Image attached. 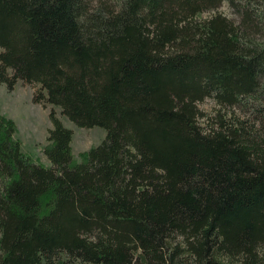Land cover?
Returning a JSON list of instances; mask_svg holds the SVG:
<instances>
[{
	"label": "trees",
	"instance_id": "1",
	"mask_svg": "<svg viewBox=\"0 0 264 264\" xmlns=\"http://www.w3.org/2000/svg\"><path fill=\"white\" fill-rule=\"evenodd\" d=\"M19 78L107 132L51 108L43 164L0 113V264H264V0H0Z\"/></svg>",
	"mask_w": 264,
	"mask_h": 264
},
{
	"label": "rangeland",
	"instance_id": "2",
	"mask_svg": "<svg viewBox=\"0 0 264 264\" xmlns=\"http://www.w3.org/2000/svg\"><path fill=\"white\" fill-rule=\"evenodd\" d=\"M219 7L228 15L233 13L232 8L228 6L226 1L221 3ZM209 13L210 10H205L200 16H205ZM37 86L38 84L35 82L28 84L19 78L13 88L9 89L6 81H0V113L10 116L15 120L17 130L13 137L21 142L22 150L33 160L49 164V157L43 152V147L48 142L46 134L49 131L48 127L51 126L49 111L51 108H55V112L61 117L63 124L73 128V151L75 152L76 159L82 160V151L102 143L107 129L99 124L90 127L86 125L79 126L74 122V119L61 114V106L59 104L35 102L32 96L34 95L33 89ZM199 106L208 114L205 117L214 115L220 108L213 96L206 97L199 103ZM205 117H200V121L203 124L207 123L205 122ZM73 264L85 263L76 260Z\"/></svg>",
	"mask_w": 264,
	"mask_h": 264
},
{
	"label": "crops",
	"instance_id": "3",
	"mask_svg": "<svg viewBox=\"0 0 264 264\" xmlns=\"http://www.w3.org/2000/svg\"><path fill=\"white\" fill-rule=\"evenodd\" d=\"M72 150H73V146H72ZM74 152V151H73ZM75 153V152H74Z\"/></svg>",
	"mask_w": 264,
	"mask_h": 264
}]
</instances>
